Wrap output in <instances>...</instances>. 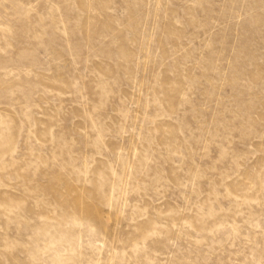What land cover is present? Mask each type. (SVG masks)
Instances as JSON below:
<instances>
[{
  "label": "rangeland",
  "instance_id": "obj_1",
  "mask_svg": "<svg viewBox=\"0 0 264 264\" xmlns=\"http://www.w3.org/2000/svg\"><path fill=\"white\" fill-rule=\"evenodd\" d=\"M0 264H264V0H0Z\"/></svg>",
  "mask_w": 264,
  "mask_h": 264
}]
</instances>
